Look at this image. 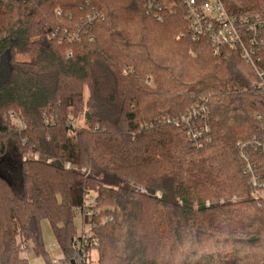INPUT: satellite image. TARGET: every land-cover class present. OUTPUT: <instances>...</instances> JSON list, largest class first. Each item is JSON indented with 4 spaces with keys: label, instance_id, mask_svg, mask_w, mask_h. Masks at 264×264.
<instances>
[{
    "label": "trees",
    "instance_id": "trees-1",
    "mask_svg": "<svg viewBox=\"0 0 264 264\" xmlns=\"http://www.w3.org/2000/svg\"><path fill=\"white\" fill-rule=\"evenodd\" d=\"M223 2L264 12V0ZM158 4L160 20L146 0H0V159L40 155L0 168V264H29L19 237L48 256L43 220L76 264L87 192L97 205L85 208L111 220L96 223L98 260L85 264H264V204L241 157L264 184V155L251 154L264 94L238 49L214 55L178 0ZM201 107L192 141L193 125L173 121Z\"/></svg>",
    "mask_w": 264,
    "mask_h": 264
},
{
    "label": "built area",
    "instance_id": "built-area-1",
    "mask_svg": "<svg viewBox=\"0 0 264 264\" xmlns=\"http://www.w3.org/2000/svg\"><path fill=\"white\" fill-rule=\"evenodd\" d=\"M146 2L149 12L154 13L157 19L160 20L161 16L157 13V11H161L158 0H146ZM178 2L184 8L185 20L189 23L188 28L192 40L195 42L208 40L214 55H218L225 48L238 49L243 61L253 69L257 77L256 90L264 94V12L250 15H235L229 12L223 0H178ZM73 38L79 40L78 36ZM206 113L205 107L194 108L187 115L173 121V123L175 125L185 124L187 127H191L190 125L192 124L193 126L189 130L188 135L192 141L197 140L202 135V132L194 131L196 130L194 127L197 125L196 120L200 116H205ZM11 117L14 120L13 115ZM168 123L171 124L170 121ZM47 124L50 125L49 120H47ZM15 125L22 129L24 128V123L21 120H18ZM205 132H209L208 127H205ZM251 144L255 150L257 147L264 146V142L256 140V138L252 140ZM25 156L27 157L22 158L24 162L28 159H33L34 161L40 159L38 153ZM241 157L245 162V174L249 177L252 188L261 191L259 197L263 199L262 202L264 203V184L261 183L259 175L255 171L256 168L251 155L242 153ZM48 162L52 163L51 160ZM67 168L68 170L71 169V165L68 163L66 165ZM85 170L84 174L86 176L91 174L89 170ZM139 191L144 194L147 192L143 187H140ZM254 193L252 197L255 199L258 196ZM157 196L160 198L159 193H157ZM233 199L236 200L237 198ZM220 203H224V201ZM84 204L83 208L76 211L82 216L84 230L83 234L78 237L79 240L75 245V249L85 254V256L80 257L77 262L75 261L76 264L89 262L88 254L90 251H94L99 247V241L94 232L96 223L101 224L109 219L107 216L101 217L96 208H85V206L96 205L94 194L87 192ZM207 206H210L209 202ZM95 219L97 222H94ZM60 263L69 264L68 261H55L54 264Z\"/></svg>",
    "mask_w": 264,
    "mask_h": 264
},
{
    "label": "rangeland",
    "instance_id": "rangeland-1",
    "mask_svg": "<svg viewBox=\"0 0 264 264\" xmlns=\"http://www.w3.org/2000/svg\"><path fill=\"white\" fill-rule=\"evenodd\" d=\"M9 60H10L9 55H5L3 57V60L1 61L0 83L5 81L9 76V73H10V62H9ZM17 122H18V120L15 121V123H17ZM259 150L264 155V146L263 147H257L256 150L253 149L251 154L256 155V153H258V152L260 153ZM25 155L30 156V153L25 154ZM25 155H23L24 158L27 157ZM21 161H23V159H21L20 154L17 151L10 149V155L7 158L0 159V168L1 169H7L8 167L9 168L18 167V165L20 164ZM28 161H29V159H28ZM51 162H52V160H51ZM85 169L88 170L87 168L83 167V168L79 169V171L84 174ZM253 193L258 196L255 199L260 201V204H261L262 200H263V199H260V197H259V195H260L259 193H261V191L253 190L252 194ZM263 193H264V191H263ZM233 198L236 199L237 197H233ZM233 198L231 199L232 203H236L237 201H239L238 200L239 198L236 199L237 201L234 200ZM258 201H257V203H258ZM96 205H97V203H96ZM103 207H105V206H103ZM96 210H97V212H99L100 216L102 217L103 216V214L101 213L102 208H96ZM74 227H75L76 234L78 235L77 237H80L83 234L84 221L82 219V216L77 212H75V214H74ZM41 235H42L43 242L45 245V250H46L48 256L44 257L42 255L41 256L37 255L33 250L34 248L32 247V243L26 242L25 244H23L22 237H19L18 241L22 245L21 246L22 257L26 258L29 261V264H54L55 261L63 262L62 260L64 259V255L62 253V249L60 248V245L58 244V241L56 240V238L53 234L52 226L48 220H43L41 223ZM88 257H89V261H92V262L97 261L98 260L97 251L96 250L90 251V253L88 254Z\"/></svg>",
    "mask_w": 264,
    "mask_h": 264
},
{
    "label": "water",
    "instance_id": "water-1",
    "mask_svg": "<svg viewBox=\"0 0 264 264\" xmlns=\"http://www.w3.org/2000/svg\"><path fill=\"white\" fill-rule=\"evenodd\" d=\"M72 264H74V262H72Z\"/></svg>",
    "mask_w": 264,
    "mask_h": 264
}]
</instances>
